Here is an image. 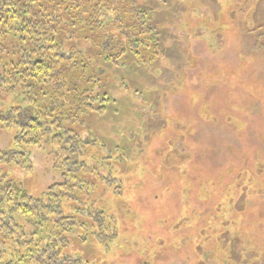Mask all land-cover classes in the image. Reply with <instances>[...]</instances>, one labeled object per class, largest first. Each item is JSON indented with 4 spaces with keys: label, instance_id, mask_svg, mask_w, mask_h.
I'll list each match as a JSON object with an SVG mask.
<instances>
[{
    "label": "rangeland",
    "instance_id": "1",
    "mask_svg": "<svg viewBox=\"0 0 264 264\" xmlns=\"http://www.w3.org/2000/svg\"><path fill=\"white\" fill-rule=\"evenodd\" d=\"M138 2L154 9L158 50L143 39V59L130 51L115 66L105 60L111 45L100 56L92 40L75 43L98 81L96 110L82 116L80 131L92 144L79 159L96 169L85 175L116 236L108 244L74 240L73 257L264 264V0ZM13 95L0 97V112L25 104ZM54 95L39 89L34 102L48 105ZM14 136L0 120V150ZM51 138L29 151L26 168L6 172L35 197L62 180Z\"/></svg>",
    "mask_w": 264,
    "mask_h": 264
},
{
    "label": "trees",
    "instance_id": "2",
    "mask_svg": "<svg viewBox=\"0 0 264 264\" xmlns=\"http://www.w3.org/2000/svg\"><path fill=\"white\" fill-rule=\"evenodd\" d=\"M103 10L110 11L107 20ZM153 13L138 0H0V97H25V104L0 112L3 124L15 130L11 147L0 150V264H81L70 249L74 240L108 244L116 236L113 217L96 204L95 184L85 175L96 169L79 159L92 144L80 139V131L82 116L96 110L98 81L75 43L92 40L100 56V48L111 45L105 60L115 66L130 51L143 59V39L160 47ZM46 88L54 97L36 105V92ZM48 135L62 180L35 197L6 172L26 168L29 151Z\"/></svg>",
    "mask_w": 264,
    "mask_h": 264
}]
</instances>
